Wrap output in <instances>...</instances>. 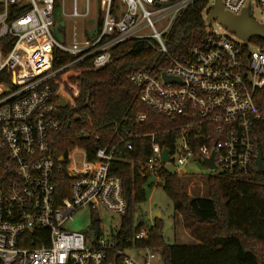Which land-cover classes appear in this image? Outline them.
Returning a JSON list of instances; mask_svg holds the SVG:
<instances>
[{
  "label": "built area",
  "instance_id": "1",
  "mask_svg": "<svg viewBox=\"0 0 264 264\" xmlns=\"http://www.w3.org/2000/svg\"><path fill=\"white\" fill-rule=\"evenodd\" d=\"M197 1L117 0V6L112 0L105 5L101 1L99 31L95 32L96 22L89 34L93 36L88 37L85 29L83 38L65 41L51 30L55 0H0V264H149L159 255L137 246L150 237L146 225L129 237L119 235V229L105 236L99 228L98 209L121 217L127 210L122 180L111 173L114 161L128 163L147 177L169 174L165 170L169 163L174 167L172 174L187 176L183 167L192 159L216 174L239 180L251 176L256 169V124L264 122V51L256 40L264 37L241 39L244 43L239 44L205 31L186 53L171 52L165 34L174 19ZM219 1L233 15L245 8L249 14L252 4L264 12V0ZM215 2L208 0L203 16ZM61 7L64 15L63 2ZM87 15L88 0L84 13L79 12L77 0H71L69 16ZM158 20L164 24L159 29ZM128 41L144 43L158 56L151 66L132 70L127 78L144 105L176 123L170 129L177 131L172 146L156 142L158 132L133 133L119 129L114 120L108 138L90 155L86 143L87 147L75 144L66 156L55 158L52 144L61 126L59 109L75 108L80 73L108 66L116 59L111 48ZM249 41L255 43L254 50L245 44ZM31 44L36 48H29ZM29 50L41 51L49 66L36 72L34 60L27 57ZM55 50L73 58L54 68ZM83 63L86 68L78 66ZM162 73L180 82H166ZM26 75L31 77L19 81ZM144 119L141 113L136 120ZM75 120L81 124L84 141L103 140L87 111ZM140 137L150 138L143 160L130 156L133 141ZM164 149L168 161H163ZM212 152L213 168L203 162ZM60 172L68 180L65 196L57 190ZM82 208L91 213V228L85 232L63 229ZM130 249L144 254L136 258L128 254Z\"/></svg>",
  "mask_w": 264,
  "mask_h": 264
},
{
  "label": "trees",
  "instance_id": "2",
  "mask_svg": "<svg viewBox=\"0 0 264 264\" xmlns=\"http://www.w3.org/2000/svg\"><path fill=\"white\" fill-rule=\"evenodd\" d=\"M207 3L208 0H199L174 19L164 36L165 44L171 52L184 54L191 46L200 42L205 34L203 11ZM112 4L117 6V0H112ZM58 8L59 0H55L54 11ZM100 25L101 20L98 18L96 33ZM85 34L88 37L94 35L87 32ZM256 40L263 42L264 39ZM111 50L116 56L111 64L99 70L85 69L80 73V93L75 108L59 109L61 126L54 134L52 144L55 158L66 156L68 149L75 144L87 147L86 143L90 145V155L91 149L102 146L108 138L110 124L114 120L118 122L119 129L126 128L133 133L158 132L154 137L155 141L167 147L172 146L177 131L170 129L176 123L170 117L144 105L127 78L132 70L151 66L156 61L157 54L146 44L133 41L116 45ZM72 58L68 53L55 50L53 67L57 68ZM44 66L46 69L45 63ZM78 66L86 68L87 63ZM82 111L89 113L96 133L103 137L101 142L93 144L81 138V124L75 120V116ZM141 113L145 115V119L137 122V116ZM67 121H70L69 126ZM256 135L264 164V122L256 124ZM133 149L131 157L146 159L150 138L135 139ZM111 173L121 178L127 199V210L121 217L119 235L129 237L136 229L144 226L143 222H139L133 228L132 223L135 207L145 199L142 186L147 176L140 175L135 167L121 161L112 163ZM179 176L175 173L165 174L163 191L167 193L175 212L181 214L189 226L205 231V236L211 232L210 237L203 243L206 237L196 232L197 238L193 231L196 241L200 240L199 243L169 245L162 241L161 223L157 220L150 227L149 239L137 242V246L159 251L164 264H264V171L257 172L255 169L244 180L225 174L207 176V195L204 197H189L182 177ZM67 182L65 173L60 172L56 182L60 196L67 194ZM94 227L97 229V224L94 223ZM247 241L259 243L260 246L255 250Z\"/></svg>",
  "mask_w": 264,
  "mask_h": 264
},
{
  "label": "rangeland",
  "instance_id": "3",
  "mask_svg": "<svg viewBox=\"0 0 264 264\" xmlns=\"http://www.w3.org/2000/svg\"><path fill=\"white\" fill-rule=\"evenodd\" d=\"M101 1L102 5H105L106 0H88L89 15L83 18H72L69 16L71 0H59L61 5L63 2V10L65 14L63 15L62 13L61 5H59V8L54 11L55 22L51 27L53 35L56 36L58 40L64 39L65 41H71L74 37L77 39L83 38V31L85 29L86 32L90 34L93 30V26L97 22ZM77 5L80 13L86 11V0H77ZM249 16L252 20L264 24V12L257 4L251 5ZM163 25L164 24L159 20L155 23V26L158 29ZM205 31L212 32L219 36L229 37L239 44L244 43L233 32L229 31L216 20H213L210 24L205 23ZM74 32L75 35L73 34ZM245 44L251 50H254L256 47L255 43L252 41L246 42ZM262 46L264 51V40ZM28 47L34 49L36 48V45L31 44ZM28 52L34 54V52L30 50ZM35 54L38 56L37 61L39 63L44 62L46 67H48L49 62L46 56L42 55L41 51L35 52ZM33 69L35 70L34 67ZM183 169L186 170L188 175H180L179 177H182L186 186L187 195L189 197L206 196V177L216 175L217 171L201 165L195 159L190 160L189 164H186ZM163 179L162 176H148L143 183L142 187L145 191V199L140 202L133 211L132 227L136 228L139 222H143L144 225L151 227L157 220H159L161 223L162 241L164 243L169 245L199 243L200 240L196 241L195 236L197 237V233L200 236H205L206 232L203 230H195L193 226L188 225L181 214L175 212L167 193L162 189ZM97 213L100 217L99 228L103 235L110 236L111 234H115L120 227L121 216L116 213H110L104 209H98ZM157 214L158 216H156ZM90 219V211L87 208H82L75 213L70 220L66 221L62 227L68 231L85 232L91 228ZM193 231H195V236ZM210 234L205 236L206 238L202 241L203 243L207 242L205 240L210 237ZM247 243L255 250L260 246V244L256 242L251 243V241H247ZM127 252L129 255L135 256L136 258H140V256L144 254V251H137L135 249L127 250ZM157 252L159 255L151 259L149 264H164L161 260L160 252ZM137 254L139 256H137Z\"/></svg>",
  "mask_w": 264,
  "mask_h": 264
},
{
  "label": "water",
  "instance_id": "4",
  "mask_svg": "<svg viewBox=\"0 0 264 264\" xmlns=\"http://www.w3.org/2000/svg\"><path fill=\"white\" fill-rule=\"evenodd\" d=\"M213 20H216L229 31L233 32L238 38L242 40H249L251 38H263L264 37V24L258 23L252 20L248 14V9L245 8L243 12L239 15H233L227 11H224L221 7L219 0H216L211 10L205 17L206 24H210ZM162 76L166 82H180L178 78L168 76L162 73ZM60 105L64 106V101H60ZM70 125V121H67V126ZM213 152L209 158L203 160V162L209 167L213 168ZM163 161H168V150L164 149L162 152ZM59 161H62V158H59ZM256 171L263 172V154L261 149L257 148V153L255 157ZM165 170L172 174L174 172V167L169 163L166 165Z\"/></svg>",
  "mask_w": 264,
  "mask_h": 264
},
{
  "label": "bare ground",
  "instance_id": "5",
  "mask_svg": "<svg viewBox=\"0 0 264 264\" xmlns=\"http://www.w3.org/2000/svg\"><path fill=\"white\" fill-rule=\"evenodd\" d=\"M42 55H44V54L42 53ZM27 57H30L31 59L34 60L32 65L35 68L36 72H39V71H42L43 69H45L44 63L43 62L39 63L37 61L38 56L35 53L31 54L30 52H27ZM29 77H31V75H26L24 78L20 77L19 81H24V80L28 79Z\"/></svg>",
  "mask_w": 264,
  "mask_h": 264
},
{
  "label": "crops",
  "instance_id": "6",
  "mask_svg": "<svg viewBox=\"0 0 264 264\" xmlns=\"http://www.w3.org/2000/svg\"><path fill=\"white\" fill-rule=\"evenodd\" d=\"M156 216H158V214Z\"/></svg>",
  "mask_w": 264,
  "mask_h": 264
}]
</instances>
